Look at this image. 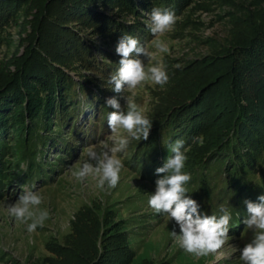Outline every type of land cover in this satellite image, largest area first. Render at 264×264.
<instances>
[{
    "label": "rangeland",
    "instance_id": "obj_1",
    "mask_svg": "<svg viewBox=\"0 0 264 264\" xmlns=\"http://www.w3.org/2000/svg\"><path fill=\"white\" fill-rule=\"evenodd\" d=\"M9 1L0 0V82L17 75L21 59L33 42L30 35L34 33L32 26L37 10L44 4L43 0H26L11 12ZM105 1L96 3L93 8L136 31L134 37L148 44L154 53L152 65L162 62L166 67L169 77L166 85L144 83L127 94L133 96L152 121L149 140L153 141L158 135L166 142L171 127L180 124L181 129L185 128L180 135H188L182 138L188 149L184 171L192 177L187 185L188 194L200 205V212L220 215L223 205L232 213V191L237 188L236 184L232 186L228 173L244 174V184L256 197L264 195V149L261 148L263 152L259 155L245 152L247 144L240 140L243 131V128L239 131L240 124L232 128L236 133L231 134V142H225L222 149V143H217L226 124L222 120L228 116L227 109L240 107L238 104L242 103L237 106L230 105V100L227 103L221 95L224 90L219 85L221 79L230 75L226 83L234 82L232 87L237 100H264V41L256 43L248 52L245 48L252 37L264 33V0H173L168 9L174 10L179 19L173 30L161 37L168 48L166 53L159 52L150 43L155 39L146 25V13L152 10L150 1L143 0L146 3L136 8L125 5L128 0ZM75 27L95 52L90 62L76 63L75 69L66 70L76 82L68 100L79 102L85 99L82 93H92V105L99 98L105 101L116 96L108 79L117 70L120 59L115 53L119 39H114L113 34L118 31L105 35L88 26ZM41 97L44 98L43 93L34 101L37 109L30 106L28 119L38 117L33 125L40 128L38 133L42 140L44 128L48 137L59 143L38 154L40 167L33 172L27 164L17 170L7 164L10 181L6 182V191L0 196V264H243L237 249L253 238L252 231H245L243 223L230 225L231 239L217 253L197 257L179 246L171 234L173 230L179 232L178 226L163 215L155 214L147 205L148 195L155 191V181L160 178L155 170L161 166L150 156V161L146 160L143 150L135 153L142 139L130 140L127 149L118 154L124 169L115 188L101 189L92 177L84 182L74 179L69 168L81 159L82 150L111 135L107 125L109 111L96 108L94 114L84 120L85 112H82L80 119L69 126L73 128L78 124V133L71 136L66 130L65 137L58 138L57 120H61L64 113L52 114L58 112V103L52 112L46 110V98L39 112ZM61 102L67 104L64 100ZM11 111H15L13 118L9 117ZM18 112L1 102L0 126L3 122L10 125L6 134L13 140L7 157L10 163L16 161L14 146L23 129ZM256 126L259 130L264 128L258 123ZM256 132L249 130L248 140L251 141ZM261 145L262 142L258 144ZM141 147L146 149L142 144L138 150ZM219 149L217 156L214 151ZM163 151L165 159L172 154L170 147ZM253 160L261 165L255 173L246 175ZM25 186L40 192L43 202L39 208L49 213L43 227L33 233L27 231L26 224L10 217L3 207L15 202ZM228 186H232L231 191L227 190Z\"/></svg>",
    "mask_w": 264,
    "mask_h": 264
},
{
    "label": "trees",
    "instance_id": "obj_2",
    "mask_svg": "<svg viewBox=\"0 0 264 264\" xmlns=\"http://www.w3.org/2000/svg\"><path fill=\"white\" fill-rule=\"evenodd\" d=\"M149 1L152 4V8L161 9H168L173 3V0H163V4L161 0H148L147 2ZM23 2H26V0H10L8 8L12 12L17 5ZM43 2L44 4H41L40 8L38 7V15H36L34 25L32 26L34 33L30 35L32 36L30 40L33 42L30 43V48L25 57L21 59L22 62L18 67L17 75L13 76L11 79H6L4 82H0V104L1 102L3 104L5 102L7 106H13L14 109L19 111V121L23 128L17 145L14 146V158H16V161L15 163L14 161L10 163L7 161V157L10 153L9 151L12 150L13 140L6 134L10 125L4 122L1 123L3 125L0 126V196L6 191L4 190L7 186L5 185L6 182L10 181V178H8V176H10L8 173L9 169L6 168L7 164L12 165L13 168L16 167L14 170H17V168L21 169L22 164H27L30 172H33L37 167H40L38 154L41 152L43 154V151L48 149L49 146L51 147L52 144L54 145L53 147H56L59 143V141H54L52 138L48 137L46 134L47 131L44 128L42 140V137L39 136L38 133L40 128L33 125V120L37 122L38 117L35 119H28V112L30 113L31 110L30 106L36 108L37 104H35L34 101L37 100L39 94L43 93L44 96V98L41 97L42 99H40L42 101L40 103L41 107L38 109L39 112L42 111L43 102L47 99L46 110H51L52 112V110L56 109L54 106L58 103V112H53L52 114L58 116L64 113L63 116H61L62 121L60 119L57 120V127L60 128L56 129L58 138L65 137L66 130H69L71 136L78 133V124H74L73 128L69 126L72 122L80 119L82 112H85L83 117L84 120L88 115L94 114L96 108L109 112L112 111V109L105 105V101L101 98L91 105V99L93 98L92 93H82L85 99H81L82 101L79 100V102L76 100L71 101L70 98L68 100L69 93L76 82L69 76L66 70L75 69L76 63L79 64L83 61L90 62L95 52V48L89 45L84 38L77 33L75 26L84 25L89 28H95L101 33H105V35L111 34L110 31H118L117 33H113L115 36L114 39H116V37L120 39L123 35H132L134 37V33L136 32L130 30L131 28L122 26L115 19L93 8L96 3L107 2L105 0H43ZM126 2L125 5L131 4L135 8L138 4L141 6V4L146 3L143 0H128ZM256 36L257 37L254 38L252 37L250 42L245 46L246 52L256 43L264 41V33H258ZM116 67L118 68V64ZM227 78H230V75ZM227 78L219 81V85L224 88L221 95L223 94L227 103L230 100V105L235 104L237 106V103L242 102L239 103L238 106H243V108L232 107V109H227L228 116L222 120L226 124H224L223 132L221 131L222 134L219 136L217 143H222L220 147V149H222L225 142H231L233 140L231 134L236 133V129L232 128L236 127V124H240L239 131L241 128L245 131L240 132V140H244L245 144H247L245 152L252 155H254V153L259 155L263 152L262 149H264V128L259 130L256 123L264 127V111H262L264 110V100L261 102H251V100L247 101L245 98L247 102H245V100L240 101L239 99L238 101L232 87L234 82L231 81L229 84L226 83ZM63 100L66 101L67 104L61 102ZM28 104L29 108H25ZM241 104L243 105L241 106ZM9 115H11L9 116L10 118H13L15 116V111H11ZM80 127L82 129L83 125ZM256 128L258 130H256ZM182 129L185 128L182 127ZM182 129L180 124L171 127L166 142L161 141L162 138L158 135L153 141L149 140V138L146 141L142 140L139 146L143 144L146 146V149H142L143 147H141L138 150L139 146H137L135 153L138 154V152L143 150V156L147 157L146 160L150 161V156L154 162H157V166L162 167L166 161L163 149L168 148L170 144H174L176 140L188 136L186 133L180 135L184 132ZM249 130L253 132L257 131L255 137L252 136L251 141L248 140L246 136ZM260 142H262V147L258 146ZM38 145H41L42 149H39ZM259 148L262 149L260 150ZM220 149L219 151L215 150L214 154L219 156ZM134 157L138 158L137 156ZM134 157L133 161H136ZM259 159H261V157ZM258 162L259 161L253 160V162L250 163L246 169V175L250 176V173H255L257 171L258 166L261 165ZM137 163L144 167L139 161ZM204 167H206V164ZM248 169L251 171L248 172ZM30 172L28 175L29 177H31ZM237 174L238 173L227 174L232 186L236 184L237 188L235 192L234 190L232 191L234 193V200L232 199L231 201L233 202L231 213L232 220L230 222L231 227L234 225H242L243 219L246 218L247 208L244 201L258 202V197H256L257 194L244 184L245 175L236 176ZM24 175L22 177H24ZM232 186H228L227 190L231 191Z\"/></svg>",
    "mask_w": 264,
    "mask_h": 264
},
{
    "label": "clouds",
    "instance_id": "obj_3",
    "mask_svg": "<svg viewBox=\"0 0 264 264\" xmlns=\"http://www.w3.org/2000/svg\"><path fill=\"white\" fill-rule=\"evenodd\" d=\"M146 15V25L155 38L150 42L151 46L159 52H168L161 37L172 31L177 23L179 18L175 11L152 8ZM115 53L120 57L118 68L110 75L108 83L117 95L105 100V105L112 109L107 116L111 135L95 145L86 146L81 159L69 168L71 176L77 181L84 182L92 177L98 181L101 189H112L118 185L124 169L118 154L127 149L130 140H148L153 126L145 109L127 93L149 82L163 87L169 80L162 62L152 65L154 53L149 45L142 44L132 35H123L119 39ZM169 147L172 154L162 167L155 170L160 178L155 181V191L148 195L147 205L155 214L163 215L178 226L179 232L173 230L171 234L185 252L197 257L217 253L231 239L232 215L223 205L219 210L220 215L200 212V205L188 194L187 185L192 177L184 171L188 159L185 141L176 140ZM257 199L258 202L244 201L247 215L242 223L245 231H252L253 238L237 249L243 264H264V195ZM42 202L39 191L25 186L15 202L3 207L10 217L26 224L27 231L33 233L38 227H43L49 217L47 210L39 208Z\"/></svg>",
    "mask_w": 264,
    "mask_h": 264
}]
</instances>
